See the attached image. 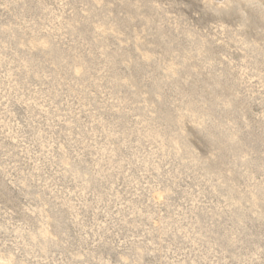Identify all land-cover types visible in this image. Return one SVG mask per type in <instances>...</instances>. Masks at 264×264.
I'll use <instances>...</instances> for the list:
<instances>
[{"label":"rangeland","instance_id":"374dc122","mask_svg":"<svg viewBox=\"0 0 264 264\" xmlns=\"http://www.w3.org/2000/svg\"><path fill=\"white\" fill-rule=\"evenodd\" d=\"M0 264H264V0H0Z\"/></svg>","mask_w":264,"mask_h":264}]
</instances>
